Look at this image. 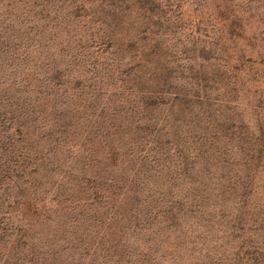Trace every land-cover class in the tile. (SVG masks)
I'll list each match as a JSON object with an SVG mask.
<instances>
[{"label": "trees", "instance_id": "obj_1", "mask_svg": "<svg viewBox=\"0 0 264 264\" xmlns=\"http://www.w3.org/2000/svg\"><path fill=\"white\" fill-rule=\"evenodd\" d=\"M207 214L264 256V0H0V264Z\"/></svg>", "mask_w": 264, "mask_h": 264}, {"label": "rangeland", "instance_id": "obj_2", "mask_svg": "<svg viewBox=\"0 0 264 264\" xmlns=\"http://www.w3.org/2000/svg\"><path fill=\"white\" fill-rule=\"evenodd\" d=\"M189 219L184 220L187 226L183 229L141 236L135 247V264H254L244 262L252 254L264 264V256L250 250L254 247L251 242L261 243L262 235L225 231L214 215Z\"/></svg>", "mask_w": 264, "mask_h": 264}]
</instances>
